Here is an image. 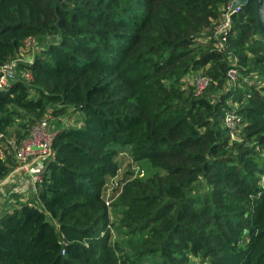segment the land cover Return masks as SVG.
<instances>
[{
	"label": "trees",
	"instance_id": "1",
	"mask_svg": "<svg viewBox=\"0 0 264 264\" xmlns=\"http://www.w3.org/2000/svg\"><path fill=\"white\" fill-rule=\"evenodd\" d=\"M228 1L0 0V66L14 73L0 88V179L36 120L81 113L56 119L37 200L0 209V264H264V34L248 0L218 48ZM27 38L38 50L16 59ZM194 70L210 77L199 94ZM113 145L140 167L106 198Z\"/></svg>",
	"mask_w": 264,
	"mask_h": 264
},
{
	"label": "built area",
	"instance_id": "2",
	"mask_svg": "<svg viewBox=\"0 0 264 264\" xmlns=\"http://www.w3.org/2000/svg\"><path fill=\"white\" fill-rule=\"evenodd\" d=\"M233 2L234 0H229L225 6L221 7L220 20L218 21V23L214 25L213 37L216 39L215 45L218 48L224 47L227 39L228 31L231 27V15L232 13L237 12L239 10V7L241 6V5L233 6ZM28 39L33 40V38H27L25 40V43ZM16 59H20V58H16ZM12 72H13L12 62L4 63L0 66V88H3L9 84V77L12 75ZM235 72H236L235 68L228 69L227 73L230 79H233V77L230 76L231 73L235 74ZM22 77L25 80L30 79L31 78L30 70L24 69L22 71ZM209 80L210 77L207 74H205V72H203L202 70L196 72L193 77V80L191 81V84L194 87L195 94H199L200 92H202V90L208 84ZM46 118L47 116H43L40 117L38 120H36L31 125L29 134L20 142V144L14 145V141L11 140L10 138L8 139V141L11 142V144L14 145L15 147V156L18 159V162L15 166L16 169L29 170L28 171L29 174H32L34 172L33 173L34 176L32 175L31 177V182H32V188L35 191H36V181L40 180V172L42 170V167H40L37 164V160L38 159L46 160L52 155L51 140L53 138L54 133L51 131L50 128H47L45 126L47 125ZM224 121L230 130V135L236 136L237 127L242 125L240 117L234 113L228 112L224 116ZM2 135L3 134L0 132V138L2 137ZM37 153H41L42 157L41 158L33 157ZM0 155H3V150L1 147H0ZM4 177L0 179V184L5 182ZM190 263L196 264L192 262Z\"/></svg>",
	"mask_w": 264,
	"mask_h": 264
},
{
	"label": "rangeland",
	"instance_id": "3",
	"mask_svg": "<svg viewBox=\"0 0 264 264\" xmlns=\"http://www.w3.org/2000/svg\"><path fill=\"white\" fill-rule=\"evenodd\" d=\"M37 50H38V45H36V43L33 40L28 39L26 41L25 45L22 47V49H20V51L16 53L15 58H21V59L26 58L29 60L35 54V52ZM198 71L199 70H194V71L187 73L184 76V80L187 83H189V82L191 83L195 73ZM230 76L233 77V79H230L233 82V80L237 77V73L236 72H235V74L231 73ZM256 76L257 75L253 74V77L250 80L248 78H244V79L246 81H248L249 83H251V82L255 81ZM260 84H264V83H260ZM229 104H231L233 107H236V104L234 102H230ZM65 112L59 113L58 116H50V115L47 116V118H46L47 119L46 120L47 125H45V126L47 128H50L54 134L58 128V123H55L56 119H62V121L66 122V123H68V122L74 123V122H78L77 117L81 115V113H79V112L73 113L74 111L71 112V115L67 114ZM13 127L14 126H11L8 128L9 132L13 135V136L8 137L11 140H15ZM237 137H239V136H237ZM230 138L234 139L235 136H231ZM113 147L117 150L115 161L118 165V170L112 178H110L109 180H106L107 184H105L106 187L104 189V196L106 198H110L113 186L115 184H118L120 181H122L123 178H125V177L127 178L128 176H131L133 173L139 174L138 172H139V167H140V163L131 158V156L129 155L128 148L126 146L113 145ZM33 157L41 158L42 156H41V153H37ZM33 157H31V158H33ZM21 172H23L22 169H16V167H15L10 173L15 175L16 173L20 174ZM33 173L29 174L27 176L31 179ZM109 216H110V220L113 221L112 238L116 239V240H120L121 242H125L126 239L129 238V236L126 235L125 229L123 227L119 226V212L117 211V209L110 206Z\"/></svg>",
	"mask_w": 264,
	"mask_h": 264
},
{
	"label": "crops",
	"instance_id": "4",
	"mask_svg": "<svg viewBox=\"0 0 264 264\" xmlns=\"http://www.w3.org/2000/svg\"><path fill=\"white\" fill-rule=\"evenodd\" d=\"M12 74H14L12 72ZM55 123H58L55 120ZM45 160H37V164L43 167ZM29 170H23L20 174L8 173L4 179L5 182L0 184V209L10 207L24 200H37L36 191L32 188ZM28 177V178H27Z\"/></svg>",
	"mask_w": 264,
	"mask_h": 264
},
{
	"label": "water",
	"instance_id": "5",
	"mask_svg": "<svg viewBox=\"0 0 264 264\" xmlns=\"http://www.w3.org/2000/svg\"><path fill=\"white\" fill-rule=\"evenodd\" d=\"M247 1L234 0L233 6L245 4ZM255 16L259 30L264 34V0H255Z\"/></svg>",
	"mask_w": 264,
	"mask_h": 264
}]
</instances>
